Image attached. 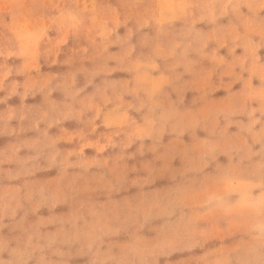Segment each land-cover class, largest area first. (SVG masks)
I'll use <instances>...</instances> for the list:
<instances>
[{
    "label": "clouds",
    "instance_id": "1",
    "mask_svg": "<svg viewBox=\"0 0 264 264\" xmlns=\"http://www.w3.org/2000/svg\"><path fill=\"white\" fill-rule=\"evenodd\" d=\"M0 264H264V0H0Z\"/></svg>",
    "mask_w": 264,
    "mask_h": 264
}]
</instances>
